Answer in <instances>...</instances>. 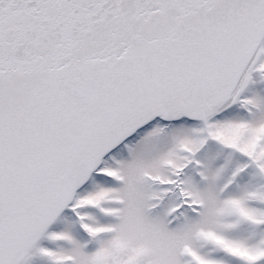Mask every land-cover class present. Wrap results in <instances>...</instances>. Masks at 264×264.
Segmentation results:
<instances>
[{
  "label": "snow or ice",
  "instance_id": "1",
  "mask_svg": "<svg viewBox=\"0 0 264 264\" xmlns=\"http://www.w3.org/2000/svg\"><path fill=\"white\" fill-rule=\"evenodd\" d=\"M0 264H264V0H0Z\"/></svg>",
  "mask_w": 264,
  "mask_h": 264
}]
</instances>
